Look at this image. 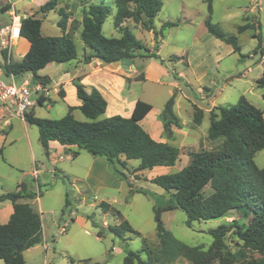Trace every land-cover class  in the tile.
<instances>
[{"label": "rangeland", "instance_id": "374dc122", "mask_svg": "<svg viewBox=\"0 0 264 264\" xmlns=\"http://www.w3.org/2000/svg\"><path fill=\"white\" fill-rule=\"evenodd\" d=\"M12 1H16L13 7L16 15L20 17L34 15L41 19V34L43 36L61 35L57 26L59 16L56 12L59 8H64L62 0H56L55 12L51 11L46 15L37 13L38 8L23 12L25 11L24 6L29 0ZM41 1L43 0H35L34 4L37 5ZM93 1L100 3V0ZM111 2L112 0H105L106 5H112ZM161 3L160 12L154 20V28L157 32L161 30L164 36L163 41L165 42H163L160 55L166 57L177 46L187 48L190 36L205 30L204 20L208 15V3L207 0H161ZM6 6H8L7 1L0 0V21L6 19L1 14L7 10ZM211 7V22L217 24L225 34L234 35L240 47V54L232 53L225 56L217 69L223 76L220 81L216 76L214 79L219 86L224 83L223 90H220L219 86L217 87L220 90L217 94V105H232L240 97H243L259 109L264 118V99L262 98L264 89L257 88L255 84V80L264 72V59L261 54V50L264 49V0H211ZM64 10L66 11L65 8ZM78 15L81 16V11ZM180 21L187 22L182 24ZM166 22L178 23V26L162 29V25ZM247 23L252 24L254 28L239 33L238 27ZM125 25L144 48L148 49L151 46L153 40L151 32L135 25L132 21H127ZM102 33L106 37L118 38L120 36L119 32L114 29L112 15L108 16L103 23ZM73 39L78 55H82V48L86 47L80 40L79 34ZM144 48L140 52L142 55L138 56L145 59L151 58L148 57L150 51H145ZM24 49V43L22 40H18L13 51L14 62L20 61ZM170 61L166 60L170 67L169 74L167 77H163L159 83L149 82L143 86L136 83V90L139 91V87L140 89L143 87L144 94L149 95L153 103L159 104L165 97H169L170 83L175 80L174 68ZM125 63L128 62L125 61ZM56 65V63L50 64V66ZM179 67L183 69L184 65ZM53 69L54 67L46 68L44 74H52ZM215 71L216 68L210 73L215 75ZM40 74L43 75V72ZM239 74L245 75L240 77ZM23 79L33 83L31 74L26 73L16 79L17 85H20ZM176 81L179 89L172 90V93L176 90V105L173 111L183 126L182 133H179L176 139L177 143H181L180 146L182 144L183 146L180 149L178 161L173 167H169V173H175L187 165L190 152L211 151L221 144V140L211 142L207 138L208 115H205L200 125L193 123L194 108L206 105V98H202V95L199 94L200 88L189 85L185 87L180 79H176ZM51 98L54 99L51 107L36 105L32 108L31 111L35 117L56 120L65 115L64 105L60 99H55L53 94H51ZM9 110L13 115V109ZM75 119L81 122L87 121L81 112L75 114ZM20 120L19 118L15 119L12 121L11 128L5 129L6 133H10V135L2 149V158H0V191L2 189V191L14 192L16 183L22 181L28 188L27 192L34 195L28 200V203H31L39 214L42 213L40 215L43 223V235L49 246V250L45 253L46 263L123 264L126 254L134 252L139 254L142 261L149 264H161L162 262L165 264H191L183 256L178 255L173 259L166 258L167 260H165L161 255L160 242L156 236L153 208L166 207L172 202V197L171 193L149 181L153 175L136 171L135 167L139 161H128L126 169L117 164H114L113 167L108 164V171H104L100 178L98 176L95 178L93 175L87 176V158L90 159L91 155L78 150L79 155L76 158L56 164L57 177L55 178L51 173L54 167L46 159L39 142L38 129L28 123L24 125ZM27 133L31 145L28 143ZM11 139H14V142ZM177 143L175 147L179 149L180 146ZM14 156L18 160H14ZM253 161L258 168H263L264 151L257 152ZM34 167L41 170L38 179L42 198L41 210L36 200L37 192L34 183L28 176ZM120 172L124 173L126 178H123L119 174ZM62 173L68 179L62 177ZM139 190L142 192H138ZM211 191L210 185L206 186L203 189L204 196L209 195ZM66 200L69 203L67 206H65ZM101 202L109 205V211L103 212L99 206ZM79 217L84 221H75V218ZM123 220L127 221L132 229L140 235L125 233L124 237L118 238L107 231V226L116 225ZM161 220L165 229L179 243L188 247H197L204 252L206 255L205 264H222L221 259L225 258L227 254L230 255L228 257L229 264H264V257L257 252L245 249L233 229L225 234L221 249H211L212 238L208 234L209 229L222 224L234 227L236 224L244 225L246 223L242 214L236 211L229 212L221 219L194 222L191 228L185 225L186 215L180 209L162 211ZM63 223L67 224L66 231L60 233ZM98 233H101L99 238L97 237ZM24 258L26 264H42L44 251L39 246L33 251L24 252ZM88 259L92 262H81ZM0 264H4L2 260H0Z\"/></svg>", "mask_w": 264, "mask_h": 264}, {"label": "trees", "instance_id": "16d2710c", "mask_svg": "<svg viewBox=\"0 0 264 264\" xmlns=\"http://www.w3.org/2000/svg\"><path fill=\"white\" fill-rule=\"evenodd\" d=\"M207 3L208 15L204 20L206 31L214 38L230 45L233 53L240 54L237 38L225 34L217 24L211 22V0H207ZM56 7V0H48L38 8L37 13L46 15L55 11ZM161 7V0H113L112 5L102 2L91 3L81 10L79 22L72 20L69 24L71 14L64 8H59L57 12L59 16L57 26L61 32L59 36H43L41 19L27 15L21 18L18 34L29 43V49L20 61L11 63L6 70L17 77L29 73L34 82L47 85L48 78L38 76L37 72L49 64L68 63L78 58L73 39L78 27L80 40L90 50L89 54L82 55L81 61L84 64L93 59L111 64L141 56L140 52L144 47L125 25L127 21H132L142 29L152 32L154 52L148 57L157 58L156 51L162 33L161 30L155 31L154 20ZM110 15L114 29L119 32L118 38L106 37L102 33L103 23ZM176 26L178 23L166 22L162 29ZM249 28L253 29L254 26L247 23L239 26L237 31L240 33ZM144 50L147 51L146 48ZM261 54L264 56V49L261 50ZM72 83L81 102L76 109L87 121L75 120L72 114L75 108L72 107H68L66 114L56 120L37 118L32 111L24 117L26 123L38 129L39 142L46 156L48 143L56 141L62 146H75L93 157H104L111 167L117 164L126 169V161L137 160L139 161L137 172L151 171L155 167H173L176 164L180 155L179 149L153 140L138 123L151 110L150 104L136 101L129 118L112 116L100 119L107 107L103 96L94 88L87 91L79 77L73 79ZM255 84L257 88L264 89V72ZM175 97L176 90L165 102L161 113L163 131L167 137L172 134V127L181 128L179 119L173 112ZM262 98L264 99V92ZM45 101V98L39 97L38 105L42 106ZM202 119L203 111L195 107L193 123L200 125ZM207 138L211 142L221 140V144L211 151L190 152L188 163L182 169L175 173L157 175L150 180L151 183L171 193L172 197V202L166 207L153 208L161 255L165 260L179 255L191 264H205L204 252L197 247L179 243L164 227L161 212L180 209L186 215L185 225L188 228H191L194 222L221 219L231 211L242 214L246 221L244 225L236 224L233 227L222 224L208 230L212 238L211 249H221L225 234L233 229L245 249L264 257V167L258 168L253 161L257 152L264 151L263 113L243 97L235 104L216 106L209 113ZM76 155L77 152L74 153V156ZM119 174L126 178L124 173ZM208 185L212 191L204 196L203 189ZM38 195L40 196L41 192ZM33 197V194L25 191L24 185H19L16 192L0 196V202L7 200L13 205L9 221L0 224V260L4 264H25L23 252L41 242L42 225L39 215L27 203L19 202L21 199ZM68 204L66 200L65 205ZM99 206L103 212L110 209L104 202ZM107 231L118 238L124 237L125 233L140 235L125 220L107 226ZM100 235L101 233H98L97 237H101ZM228 257L229 254L221 259L222 264L230 263ZM123 264L149 263L142 261L138 253L128 252Z\"/></svg>", "mask_w": 264, "mask_h": 264}, {"label": "crops", "instance_id": "0c3cea01", "mask_svg": "<svg viewBox=\"0 0 264 264\" xmlns=\"http://www.w3.org/2000/svg\"><path fill=\"white\" fill-rule=\"evenodd\" d=\"M6 1L8 3V6L6 7L8 8L4 13L1 12L2 16L6 17V19L0 21V23H7L9 21L7 12H9V10H14L13 7L16 1H12V0H6ZM47 1L48 0L46 1L43 0L37 3V5H35L34 4L35 0H29L28 2H26L27 5L24 6L25 11L23 12L37 9ZM62 1H63L64 8L66 9V11H68L71 14L68 20V24L72 20L79 22L81 19V16L79 17L78 13L88 4L95 3L93 0H62ZM101 2L105 3V0H100V3ZM68 3L71 5L67 6L69 5ZM183 22L186 23L187 21H180V23L182 24ZM79 31H80V27H78V29L74 32L73 37H76L79 34ZM163 38L164 36L162 34V37L159 38L158 50L156 51V55L158 58L151 57V58L145 59V58L136 56L132 59H126V60L116 62V63H111V64H104L97 59H93L89 63L84 64L81 61L82 55L89 54L90 50L88 48H82V55H78V58L76 60L70 61L68 63L57 64L56 66H50V64L47 65L43 70H40L37 72L38 76L47 77L49 80V83L45 85V87L49 89V93L45 97H43L47 100L46 102L43 103V105H46L47 108L51 107V105L54 103L53 102L54 99L51 98V94H53L55 99H60L61 103L64 105L65 114L67 112L68 107L75 108L72 112L73 117L75 119V114L77 112H80L76 108L80 106L81 102L76 96V90L72 82H73V79L79 77L81 79V83L85 86L87 91L94 88L106 100L107 102L106 111L103 115L100 116V119L108 118L112 116H120L123 118H129L132 115L136 101L140 100L142 102L150 104L152 107L151 110L145 115V117L142 118L138 122L141 128L146 133H148V135L153 140L157 142L167 143L175 147L176 143L178 142L176 137L179 133H182L181 131H183L182 129L183 126H181V128L172 127V134L170 135V137H167L163 131V122L161 119V113H162L165 102L172 95V90L174 88L179 89L178 82L176 81V79H180L183 85L185 84V87L189 85L191 87L200 88L199 94L202 95V98H206V105L200 107L199 109L203 111V119L205 115H208V120H209L210 111L214 107L218 106L217 105V102H218L217 94L220 92V90H223V87H224V83H222V85L219 86L218 82H216L214 79L216 76V78L219 79L220 81L221 76H223L221 75V72L218 71L217 69L220 63L222 62V60L224 59V57L232 54L233 50L230 45H227L223 43L222 41L214 38L205 29L204 31H201L200 33H194L190 36V43L187 48H183V47L180 48L177 46L173 49L174 51L170 52V55L166 57H162L160 55V52L163 47V42H165L163 41ZM152 39H153V34H152ZM19 40H22V42L25 45L24 52L21 55V58H22L29 49V43L25 39L20 38V37H19ZM153 47H154V39L151 42V46L147 50L150 51V53H152ZM166 60L167 61L171 60L170 62L172 63V66H173L172 68H174V72H175V76H174L175 80L170 83V88L168 90L169 97L168 98L165 97L163 101H161L159 104H156V103H153V100L151 99L149 95L147 96L144 94L143 87L141 89L139 87V91L136 90V83L140 84V86H143L149 82L152 84L153 83L157 84L163 79V77H167L169 74L168 71L170 70V67L168 66L169 64L166 63ZM125 61H127L128 63H125ZM180 65H184V68L182 69V67H179ZM49 67H54L53 69L54 71L52 72V74L50 75L44 74V70ZM214 68H216V71L214 73L215 75L210 73V72H213ZM42 72H43V75L40 74ZM244 75L245 74H239L238 76L243 77ZM260 77L261 76H259L258 78ZM218 86L220 87V90L217 89ZM201 91H203L204 93H202ZM175 105H176V101L174 100V106ZM15 119H17L16 116L11 115L10 111L0 106V124L2 123V125L0 126L1 152L8 139V136L10 135V133H6L5 129L7 127L11 128L12 121H15ZM20 121H22L24 125L27 124L25 120H20ZM179 123L180 125L182 124L180 119H179ZM186 135L188 136V134ZM27 139H28V143L31 145V140L28 137V133H27ZM11 140L14 142V139H11ZM177 144H179V146L181 145V143H177ZM190 144H187V145H190ZM182 146H180L179 151ZM78 150L80 152L84 151V150L78 149L75 146L66 147V146L60 145L56 141H50L48 143V155L47 156L45 155V157L48 160V162H50V164L54 167L53 172H51L52 176H54L55 178L57 177L56 164L59 162H64L66 160H71L73 158H76L79 155ZM75 152H77L76 156H74ZM60 155L71 156V158L70 159L66 158L63 161H58L57 158ZM90 157H91L90 159L87 158V162H88L87 176L93 175L95 178H97V176L100 178V176L102 175V173H104V171L106 172L108 171V162L106 161L104 157H93V156H90ZM0 158H2V154L0 155ZM14 160H18L16 156H14ZM121 160H123V158H121ZM127 164H128V161H126V165ZM137 166L135 168H137ZM168 169L169 167H155L151 171H138V172L144 173V174L150 173L151 175H153V177L149 178V181H150L157 175L169 173ZM39 171L41 172V170ZM62 174H63L62 177H66V179H68V177L65 176L64 173ZM28 176L34 183V186L37 192L36 200L38 201V206L41 210L42 209V201H41L42 198H41V195L40 196L38 195V193L41 192L40 184L38 182L39 175L37 178H34L31 172V174H28ZM59 176L61 177V175ZM19 180H22V179H19ZM19 185H24L25 191L27 192L28 188L26 187L25 183H22V181H18L16 183V189L14 192L18 190ZM6 193H10V192L2 191L1 189L0 196ZM29 199L31 198L21 199L19 202L27 203L31 207V209L39 215L41 219L40 214L42 213L39 214L32 207L31 203H28ZM12 213H13V205L10 201L6 200L3 202H0V224H6L9 221ZM76 220L84 221L81 217H79L78 219L75 218V221ZM63 224L64 225L61 227V229H64L63 233H65L66 231L65 228L67 224L66 223H63ZM41 225H42L41 242L26 251H33L37 247L40 246L44 251V261L42 264H49V263H46L45 261V258H46L45 253L49 250V246H48V242L46 241L45 236L43 235L42 219H41ZM86 233L88 234L87 231ZM24 252H23V258H24ZM24 261H25V258H24ZM71 263H73L72 260H71Z\"/></svg>", "mask_w": 264, "mask_h": 264}, {"label": "built area", "instance_id": "2783aa9c", "mask_svg": "<svg viewBox=\"0 0 264 264\" xmlns=\"http://www.w3.org/2000/svg\"><path fill=\"white\" fill-rule=\"evenodd\" d=\"M9 21L0 23V106L4 109H13L12 114L17 118L24 120L32 108L38 105L39 97H45L49 89L39 82L30 83L23 79L20 85H17L16 79L19 78L6 68L13 63V51L19 40V27L21 18L15 14L14 10L7 12ZM264 59V56L262 57ZM21 77V76H20ZM6 80H3V79ZM70 159L71 156L60 155L58 161ZM34 178L39 175L38 168L34 167L32 171ZM64 229L60 230L63 233Z\"/></svg>", "mask_w": 264, "mask_h": 264}]
</instances>
